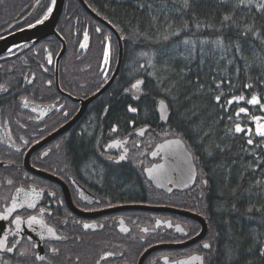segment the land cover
Wrapping results in <instances>:
<instances>
[{
	"label": "flooded vegetation",
	"instance_id": "1",
	"mask_svg": "<svg viewBox=\"0 0 264 264\" xmlns=\"http://www.w3.org/2000/svg\"><path fill=\"white\" fill-rule=\"evenodd\" d=\"M37 19L25 16L23 26L12 21L0 28V40H14L0 53V238L6 241L0 264H96L105 252L114 255L100 264H172L193 255L202 256L204 264L212 249L207 228L199 240L185 245L199 234L201 224L180 214L200 216L190 205L196 179L185 190L171 184L167 192L153 187L144 172L160 159L150 155L156 144L151 126L137 125L134 119L123 127L112 123L107 130L103 119L108 107L91 106L117 74L82 108L117 65L118 56L110 69L113 45L90 41L91 32L104 25L92 17L94 25L79 26L87 31L88 43L73 30L74 42L68 47L56 27V35L38 41L13 37L32 28L29 24L36 26ZM106 28L117 39L119 55L121 39ZM112 141L117 142L107 146ZM13 197L16 203L34 201L36 206L22 203L9 213ZM17 216L19 227L13 223ZM29 216L41 223L29 224ZM84 224L96 227L86 229ZM177 225L184 231H177ZM49 227L61 239L49 235ZM205 242L210 248H203Z\"/></svg>",
	"mask_w": 264,
	"mask_h": 264
},
{
	"label": "trees",
	"instance_id": "2",
	"mask_svg": "<svg viewBox=\"0 0 264 264\" xmlns=\"http://www.w3.org/2000/svg\"><path fill=\"white\" fill-rule=\"evenodd\" d=\"M83 1L122 42L117 77L91 104L108 107L103 119L107 130L112 123L123 127L135 119L137 125L151 126L155 143L180 138L197 171L190 205L205 220L212 245L204 264H264V138L255 135L251 119L264 111L247 104L253 95L264 104V11L255 6L261 0H189L187 8L183 0ZM50 4L0 0V28L12 21L23 26L25 16L40 19ZM225 16L231 19L225 21ZM87 22L94 25L78 0H65L56 29L67 47L74 42L73 30L85 40L87 31L79 26ZM100 27L90 41L113 45L108 58L112 69L117 39ZM138 80L139 91L132 88ZM240 96L245 100L228 104ZM159 100L170 111L165 125L155 114ZM129 106L137 109L136 116ZM241 107L247 115H236ZM236 124L244 131L236 133Z\"/></svg>",
	"mask_w": 264,
	"mask_h": 264
},
{
	"label": "water",
	"instance_id": "3",
	"mask_svg": "<svg viewBox=\"0 0 264 264\" xmlns=\"http://www.w3.org/2000/svg\"><path fill=\"white\" fill-rule=\"evenodd\" d=\"M78 2L93 18L98 20L104 26L112 29V27L107 22H105L100 17L94 14L87 7V5L84 3L83 0H78ZM64 3H65V0H56L55 5H53V11L52 13L49 14L47 20H44L43 23L36 25L32 28L22 30L16 33L15 35H13V37L25 36L26 40H30L34 37H37L36 41H38L46 36H50L51 34L56 35V32L54 31V29L63 11ZM13 43H14V40L12 38L11 39L4 38L3 40H0V53H2L5 49H7ZM121 59H122V49H121V46H119V55H118L117 65H116V68L111 78L98 92H96L90 98L85 100L84 106H82V108L85 107L91 101H93L96 97H98L102 92H104L107 89V87L110 85V83L113 81V79L115 78L116 74L119 71ZM159 101L157 102V105L155 108V114L157 116L158 123L165 125L168 122L170 111H169L166 101L163 100L165 103V108L163 109V112H162L160 109ZM162 114L165 117L164 119H161ZM145 129L146 127L138 130L137 134L142 136L140 132L141 130L144 132ZM177 140L180 142L179 144H170L163 148L157 147L158 145H164L165 141H177ZM114 142H117V141L109 142L107 146H111ZM153 152L157 153V155L154 156L155 159L158 156H160L159 162H156L153 165L161 164L164 166L161 171L155 173L153 176H150L149 173L144 170L145 177L148 179V181L151 183L153 187L167 192L168 191L167 188L169 187L170 184H171L172 189H179V190L189 189L193 186L194 181L197 176L196 167L193 162L192 154L188 151L184 142L180 138L171 137V138H166L164 140L157 142L150 153L151 157L153 156L152 155ZM153 165L146 169L152 168ZM192 170H194L195 172L194 176L191 175ZM153 210H157V209H153ZM165 210L174 211L172 209H166V208ZM180 214L183 216L192 218L200 222L201 224V231L199 232V234L195 236L192 240L187 242L185 245H188L190 243H193L199 240L205 234L206 228H207L204 219L198 216L197 214H193L187 211H180ZM170 247H177V246H170ZM193 256H197V255H193ZM200 257L202 258V256ZM189 258L190 257L182 259V260L189 261ZM189 264H203V259H201L200 261H189Z\"/></svg>",
	"mask_w": 264,
	"mask_h": 264
},
{
	"label": "snow or ice",
	"instance_id": "4",
	"mask_svg": "<svg viewBox=\"0 0 264 264\" xmlns=\"http://www.w3.org/2000/svg\"><path fill=\"white\" fill-rule=\"evenodd\" d=\"M37 3H39V0H37ZM55 3H56V0H51V4L49 6H47V10L44 12V15L40 19H37L35 21V24L36 25H39V24L43 23L44 20H46L48 18L49 14L52 13V11H53V5H55ZM240 3L241 4H244V3L252 4L253 3V0H240ZM188 6H189V0H183V7L187 8ZM255 6H256L257 11H264V0H261V2L259 4H256ZM229 19H231V17H229V16H225L224 17V20L225 21H228ZM34 26L35 25H33V24H29L28 25V27H34ZM97 31H99V29H97ZM248 31H251V29L249 28ZM254 35H255V33H254ZM86 39H87V33H85V40ZM165 39H167V37H165ZM185 43H187V41H185ZM215 43H218L219 44L220 41H216ZM81 47H86V44H83L82 43L81 44ZM9 51H11V49H9ZM239 51L240 50H239V47H238L237 48V52H239ZM108 58H109V49L107 47H105V51H104V60H105V63L108 62ZM49 62H51V58L50 57H49ZM141 83H142V81H139V80L136 81V83L132 85V88L133 89H136L137 91H139V86H140ZM2 87L3 86H0V88H2ZM248 87H250V85H245V88H248ZM125 91H128V89H125ZM220 99H221L220 96H217L216 97V100L217 101H219ZM244 100H245V97L244 96L233 97L232 99H230L228 101V104H232L233 102L239 103L240 101H244ZM247 104L253 105V106L259 105L261 111H264V104L261 103L259 97L256 96V95H253L251 97V99H248L247 100ZM159 105H160L161 111L163 112V109L165 108L164 101L163 100L159 101ZM129 111L136 112L137 109L129 106ZM247 111L248 110L246 108L241 107V108H239V110L236 113V115L237 116H240V114H242V113L245 114V115H247ZM164 118L165 117L162 114L161 115V119H164ZM251 119L255 122V125H256L255 135L256 136H259L261 138H264V116H253V117H251ZM115 130L116 129L114 127L113 128V131H115ZM242 131H244V129H242V127L240 126V124H236L235 125V132L236 133H240ZM247 131H248L249 134L252 133V130L251 129H248ZM140 134L143 135V131L142 130H141ZM247 142H248V144H252L253 143V140L252 139H248ZM179 143L180 142L178 140L177 141H165V144L164 145H158L157 147L158 148H163V147H166V146H168L170 144H179ZM152 155L155 156V155H157V153L156 152H153ZM120 159H124V157L121 156ZM163 167L164 166L161 165V164L153 165L152 168L145 169V171H147L150 176H153L155 173L161 171L163 169ZM191 175L192 176L195 175L194 170H192ZM9 183H11V181H9ZM205 183H206V181H205ZM21 191H22V189H17V192H21ZM22 203H27V206L29 208H33V207L36 206L34 201H27L26 200V201H22L21 203H16L15 202V197H13L12 206L10 208H8L7 211L9 213L13 212L16 208H19ZM43 211H44V209H41V212H43ZM3 218L4 219H7L6 216L3 217ZM20 219L21 218L19 216H17L16 217V220L13 221V223H16L18 227H19ZM28 223L29 224H32V223H41V221H39L36 216H29L28 217ZM159 223L160 222L157 221V224H159ZM83 227L87 229V228H94L96 226L95 225L84 224ZM169 227H171V224H169ZM127 230H128L127 228H122V231H127ZM176 230L179 231V232H183L184 231V229L182 227H180L179 225L176 226ZM47 231H48V234L49 235L55 237L56 239H61V237L56 236V233H55V231L52 228L49 227L47 229ZM143 231H148V229H144ZM5 244H6L5 239L4 238H0V249L5 248ZM203 248H205V249L210 248V244L207 243V242H205L203 244ZM6 250L8 252H11L13 250V248L12 247H8ZM50 251L55 254L56 252H58V249L52 248V249H50ZM261 254L264 255V248L261 249ZM112 255H114V253L105 252L104 255L100 258V260H97L96 264H100V261L101 260H105V259H107L108 257H110ZM37 259H44V257L37 256ZM164 259L167 262L168 258L165 257ZM201 259L202 258L200 256H192V257L189 258V261H200ZM189 261H184V260H181V261H172V264H189Z\"/></svg>",
	"mask_w": 264,
	"mask_h": 264
},
{
	"label": "rangeland",
	"instance_id": "5",
	"mask_svg": "<svg viewBox=\"0 0 264 264\" xmlns=\"http://www.w3.org/2000/svg\"><path fill=\"white\" fill-rule=\"evenodd\" d=\"M47 20V19H46ZM157 105V104H156Z\"/></svg>",
	"mask_w": 264,
	"mask_h": 264
}]
</instances>
